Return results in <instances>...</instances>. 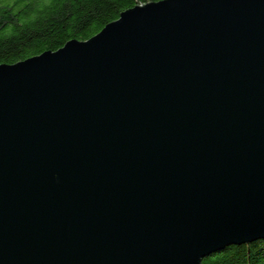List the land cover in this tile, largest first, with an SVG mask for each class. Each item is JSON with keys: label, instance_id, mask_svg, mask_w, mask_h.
Instances as JSON below:
<instances>
[{"label": "water", "instance_id": "95a60500", "mask_svg": "<svg viewBox=\"0 0 264 264\" xmlns=\"http://www.w3.org/2000/svg\"><path fill=\"white\" fill-rule=\"evenodd\" d=\"M0 64V264H201L264 236V0H154Z\"/></svg>", "mask_w": 264, "mask_h": 264}, {"label": "trees", "instance_id": "16d2710c", "mask_svg": "<svg viewBox=\"0 0 264 264\" xmlns=\"http://www.w3.org/2000/svg\"><path fill=\"white\" fill-rule=\"evenodd\" d=\"M154 0H0V64L88 39L121 10ZM201 264H264V236L226 245Z\"/></svg>", "mask_w": 264, "mask_h": 264}]
</instances>
